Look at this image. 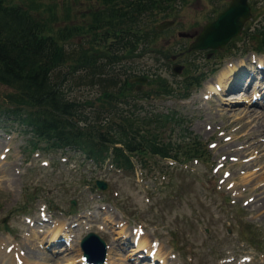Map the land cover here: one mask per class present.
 <instances>
[{"label": "rangeland", "instance_id": "1", "mask_svg": "<svg viewBox=\"0 0 264 264\" xmlns=\"http://www.w3.org/2000/svg\"><path fill=\"white\" fill-rule=\"evenodd\" d=\"M228 2L229 0L177 1L172 5L169 15L157 18L154 22L151 20L147 27L140 26L139 30L145 31L149 26L167 19L173 20V25L163 29L161 34L152 33V41L144 52L139 53L140 56L123 60L126 66L133 68L130 71L133 75L147 74L155 80H162L163 87L174 89L170 95L157 94V89L152 88V82L145 80L140 89L135 90L139 99L130 100L131 104L135 103L140 107L137 109L126 106V114L135 118L138 112H174L182 123L176 122L172 128L167 126L164 136L172 143L176 141L186 148L192 140L205 143V155L208 154L210 159L202 158L185 167H178L176 164L167 166L168 162L148 156L144 167L139 169L135 165L132 173L116 170L108 165L96 168L81 164L78 156L71 152L44 151L41 148L33 150L24 128L16 126L12 119L0 115V237L5 238L1 236L3 232L13 238L14 244L18 242L17 248L22 254L27 253L24 261L21 260L24 255H20L21 259L18 258L21 264H81L78 241L88 231L97 233L106 244L113 243V251L106 264H151L148 259L140 260L137 251H130L129 244H122V234L138 225L146 231L143 245L148 244L149 240L154 242L159 248V251L156 250L159 254L167 253L172 259L167 264H264V150L262 136L259 133L254 136L252 130H249L258 120L259 114L264 112V98H259L264 90V79L250 77L245 88L238 86L234 90L223 89L224 92L216 98L212 97V100L202 98L209 86L216 84L221 70L224 69L220 83H225V80L236 75L240 80H248V74L242 71V67L253 69L249 63L252 56L264 61V53L254 49L255 39L249 35L253 28L264 25V0H249L251 16L239 35L244 39L233 40L215 51V55L206 53L204 57L203 52L183 51L188 39L184 40L176 35L177 31L198 33L208 21L207 17L222 10ZM40 4L49 6V13L53 10L51 19L54 22L51 28L54 32L62 27H80L81 30L73 28L79 31L80 36L70 35L63 41L66 51L72 52V56L97 45V36L92 33L86 35L87 27L83 26V19L93 9L91 3L82 0H46ZM46 9H40L45 18L49 16ZM142 23L141 21L140 24ZM140 47L141 44H138L132 55H136ZM250 49L257 54H250ZM173 55L176 56L174 61L183 67L178 74L170 71V57ZM105 62L109 64L104 66V70L114 69L123 78V72L127 69L121 67V62L111 63L107 59ZM215 63L218 70L214 74L208 73ZM228 63L236 69L229 75ZM190 66L191 74L199 70L207 72L208 77L186 99H181L178 88L186 77L185 68ZM57 73L62 77L60 82L64 85L66 97L80 102L89 100L94 104L103 90L108 91L107 80L111 82L110 77L105 78L104 73H99V77L105 78L104 83L96 84V77L91 76L85 66L80 65L74 68L61 66ZM234 80L231 86L237 84ZM10 90L6 86H0V101L5 99ZM145 94L147 97L141 96ZM223 107H230V110L222 111ZM249 107L259 112L256 118L254 115H244V110ZM85 111H89L87 106ZM237 111L242 112L237 114ZM247 121L248 125L245 126ZM222 137L228 139L223 141ZM224 156L229 157L225 162ZM59 158L66 161L60 163ZM46 161L48 164L44 165ZM136 161H133L134 164ZM216 163L222 165L213 171L212 166ZM95 176L106 181L108 188L105 191L92 189L89 182H86ZM71 200L75 201L74 205L70 203ZM90 208L96 212L84 217L85 223L79 222L73 227L72 247L66 251L67 247L59 251L57 246L50 247L48 244L45 247L51 250L41 249V243L39 247L37 242L45 241L49 235L53 239L56 234L53 227L52 230L48 229L49 223L45 227L34 223V228H27L28 223L22 222L23 232L27 228V231L31 230L33 233L24 235L29 239L28 247L34 245L38 250L35 256L29 250L23 252L21 241L25 240L18 238L17 234L22 231V225L18 221H23L25 217L32 220L45 210L47 215H51L48 222H53L65 219V216L75 218L81 211ZM142 213L146 215L147 221L137 218ZM160 216L163 219L157 220ZM125 219H128L127 227L118 226L120 223L125 224ZM6 224L12 230L13 237L3 230ZM56 225L59 227V222ZM175 229L178 231H174ZM171 234L176 235L177 246L171 241ZM250 235L260 241L258 250L245 242ZM245 257L246 260H240Z\"/></svg>", "mask_w": 264, "mask_h": 264}, {"label": "trees", "instance_id": "2", "mask_svg": "<svg viewBox=\"0 0 264 264\" xmlns=\"http://www.w3.org/2000/svg\"><path fill=\"white\" fill-rule=\"evenodd\" d=\"M42 1L46 0H0V82L11 89L4 102L14 105L5 110L16 115L19 123L31 131L29 142L33 147L41 142L45 149L68 147L80 150L86 159L99 165L105 162L109 151L112 165L124 170L132 169L133 156L139 161H143L145 155L189 160L203 154L204 148L196 140L188 143L187 148L171 143L169 139L161 141L164 127L173 120V114H144L134 118L115 113L105 115L101 120V111L91 109L87 115V102L83 101L82 105L67 98L60 82L62 77L57 73L64 65L71 68L85 66L90 75L96 77V84L102 85L104 79L99 77V72L109 64L106 59L125 65L124 59L140 56L154 33L153 26L145 31L139 30L140 26L147 27L151 20L171 13L172 5L180 0H82L93 5L83 19L86 35L92 33L98 42L93 48L73 56L72 52L66 51L63 41L70 35L80 36V27H62L54 32L51 28L54 12L49 13V6L40 4ZM44 8L49 14L47 18L40 11ZM249 35L255 39L256 48L264 50V25L249 31ZM138 44H141L140 49L132 55ZM190 69L191 66L186 68L189 74L181 82L180 97H185L188 87L199 82L200 75L191 74ZM114 73L111 69L109 75L114 76ZM129 74H124L126 79L123 77L115 90L108 86V91H102L101 99L108 110L131 97L133 89L127 82ZM141 74L148 77V83L152 82V88L157 89L155 92L160 89L163 94L173 92L174 89L163 87L162 80Z\"/></svg>", "mask_w": 264, "mask_h": 264}, {"label": "water", "instance_id": "3", "mask_svg": "<svg viewBox=\"0 0 264 264\" xmlns=\"http://www.w3.org/2000/svg\"><path fill=\"white\" fill-rule=\"evenodd\" d=\"M249 17V7L246 0H230L227 7L219 12L214 20L203 26L195 40H193V42L188 46V50H215L222 48L233 36L240 32L243 23ZM171 23V21H163L159 23L156 28L162 29ZM178 35L181 37H188V34L186 33H178ZM172 71L178 73L180 71V66L173 65ZM131 81L144 82L145 79L136 77ZM98 106L99 108H103V105ZM95 183L99 188L105 189L104 183L100 181H95ZM81 244L85 264L102 263L105 248L100 239H98L94 234L88 233L81 240Z\"/></svg>", "mask_w": 264, "mask_h": 264}, {"label": "bare ground", "instance_id": "4", "mask_svg": "<svg viewBox=\"0 0 264 264\" xmlns=\"http://www.w3.org/2000/svg\"><path fill=\"white\" fill-rule=\"evenodd\" d=\"M238 67V66H237ZM236 69L235 68H233L232 70H230V71H228V75L231 73V72H233V71H235ZM241 72V71H240ZM226 76V75H225ZM235 77V76H234ZM234 77H233V80H234ZM253 77V76H252ZM222 78H223V74H222ZM240 78V77H239ZM231 80L232 79H230V80H228L227 79V81H229L230 82V84H231ZM211 83H213V82H211ZM238 85L236 84V85H232V86H230L229 87V85L228 86H226L225 85V88H223L224 90H227V89H233L234 87H237ZM261 88V87H260ZM232 109V108H231ZM222 111H225V112H227V111H229L230 110V107H223L222 109H221ZM242 111H237V114H239V113H241ZM261 112V111H260ZM244 115L246 116V115H248V116H250V115H254V117L255 116H257L258 114H259V112H256V110H254L253 108H251V107H249V109L248 110H244ZM236 114V113H235ZM261 117V118H260ZM256 118V117H255ZM254 120V119H253ZM248 125V121L247 122H245V126H247ZM249 130H252V133L254 134V136H258V133H259V136H262V149L264 150V112H262V113H260L259 114V117H258V120H256L255 121V123L252 125V127H251V129H249ZM245 136V135H244ZM251 136V135H250ZM258 138V137H257ZM245 139V138H244ZM251 141H253L252 139H251ZM247 146V145H246ZM263 156H264V153H263ZM7 173V172H6ZM4 174V173H3ZM7 181V180H6ZM11 182V181H10ZM264 183V182H263ZM5 184H8V182H5ZM10 185V184H9ZM259 200V199H258ZM254 207V206H253ZM252 207V208H253ZM257 207V206H256ZM260 208V207H259ZM261 210V209H260ZM257 211H258V209H257ZM256 215H258V214H256ZM71 218H69V217H65V219H63L62 221H60L61 223H59V226H63L66 230H68V231H73L72 230V225H74L75 223H74V220H70ZM23 223H28V225H27V228L31 225L29 222H23ZM74 223V224H73ZM25 229L24 230V234H23V237H22V239L23 240H25V241H21V243L23 244V251H28L29 250V253H31L33 256H35L37 253H38V250H36V248L35 247H33L34 245H32V247H28V243L30 244V242H28L29 241V239L28 238H26L24 235H32L31 234V232H29V231H27L28 229ZM53 230L54 231H56V234H55V236H54V238L53 239H50L51 238V235H49L47 238H46V241H47V243H45V245H44V248L48 251V250H51V249H49V248H46L45 246H46V244H48L49 246H50V244H52V243H54V244H56V241H57V238L58 237H60V236H58L57 235V230H58V227H57V229L55 230V224H54V226H53ZM55 233V232H54ZM148 235V234H147ZM68 240V239H67ZM126 240H128V239H126ZM69 241V240H68ZM143 241L144 240H142V242L141 243H143ZM12 242L10 241V239L9 238H7V237H5V238H1L0 237V264H16L17 263V260L16 259H14V254L15 253H17L18 254V252H19V249L17 248V246L16 245H13V244H11ZM10 244V245H9ZM43 247V246H42ZM53 247V246H52ZM20 248H22V247H20ZM107 248H108V254H111L112 253V251H113V246L111 245V244H109V245H107ZM66 250V249H65ZM157 250V249H156ZM12 251V252H11ZM40 252V251H39ZM161 253V252H160ZM27 254V253H26ZM26 254H25V257H26ZM42 254V253H41ZM113 258V257H112ZM112 258H110V259H112ZM21 259V258H20ZM22 260L24 261V257L22 258ZM42 260V259H41Z\"/></svg>", "mask_w": 264, "mask_h": 264}]
</instances>
